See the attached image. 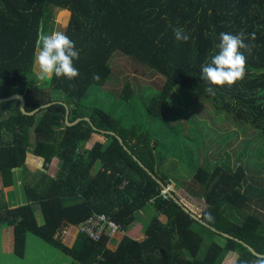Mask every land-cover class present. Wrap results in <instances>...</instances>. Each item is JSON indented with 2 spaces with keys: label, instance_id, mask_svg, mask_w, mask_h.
<instances>
[{
  "label": "trees",
  "instance_id": "obj_1",
  "mask_svg": "<svg viewBox=\"0 0 264 264\" xmlns=\"http://www.w3.org/2000/svg\"><path fill=\"white\" fill-rule=\"evenodd\" d=\"M63 10L70 15L65 34L80 52L74 61L79 76L53 77L35 85L37 35L51 31L57 12ZM174 27H183L190 39L177 41ZM241 31L256 34L255 41H246L254 47L250 55L245 53V75L211 96L200 80L201 65L221 32ZM119 54L144 63L164 79L149 99L147 114L163 122L180 117L176 91L182 88L226 108L235 123L241 119L260 128L258 138L264 135V0H0V98L23 94L27 111L54 102L34 115L22 112L19 99L0 103V232L13 228L14 253L21 258L34 235L70 256L73 264H222L229 252L239 255L235 264H253L258 256L248 247L203 225L171 196L165 197L163 187L134 159L130 152L167 185L173 182L168 173H160L168 156L151 127L138 120L127 125L88 103L93 88L112 80V63ZM53 90L61 92L63 100L55 99ZM131 95L127 83L121 99L128 101ZM59 101L69 105L71 122L90 117L99 129L85 119L68 125L67 108ZM102 130L119 134L130 151L116 135ZM55 160L60 167L51 175ZM32 166L39 175L34 184L27 178ZM211 166L199 162L193 176L195 195L206 205L199 216L264 254V220L249 214L238 223L228 215V209L249 204L247 164ZM184 184L179 180L181 190L175 194L189 207L183 201L188 192H181ZM260 190L264 196V181ZM151 207L156 214L148 221ZM146 210V216L141 215ZM94 214H107L123 227L118 243L117 234L94 240L78 231ZM66 225L77 233L71 246L59 237Z\"/></svg>",
  "mask_w": 264,
  "mask_h": 264
},
{
  "label": "rangeland",
  "instance_id": "obj_2",
  "mask_svg": "<svg viewBox=\"0 0 264 264\" xmlns=\"http://www.w3.org/2000/svg\"><path fill=\"white\" fill-rule=\"evenodd\" d=\"M69 20V12L58 11L55 21L52 23L53 28L48 33L52 31L66 33ZM112 65L114 71L112 80L104 87L93 88L87 97L88 103L92 106H101L113 116L122 118L127 125L131 121L138 120L143 122V125L152 128L155 136L159 139L161 150L168 156L160 168V173H168L169 178L173 181L170 185L173 190H181L174 183L177 184L179 180L185 182L181 192H188V194L183 198V201L198 215L206 206L205 200L195 195L198 191L193 190L198 186L193 176L199 162L210 165V167L213 164H228V161L234 167H237L239 163H245L249 175L248 182L244 183V187L251 191L250 201L244 209H228V215L238 223H242L249 214H255L264 220L262 202L264 196L260 193V187H263L264 181V135L258 138L261 129L257 127L256 130L246 126L245 121L241 119L235 123L233 114L227 112L226 108L220 109L211 102L212 100L194 97L188 90L183 91L182 88L176 91V96L181 97L177 110L180 117L163 122L146 112V106L152 94L160 90L163 84V77L144 63L123 54L116 55ZM50 80L38 79L36 72L34 84L45 85ZM127 83L130 84L132 95L128 101H123L121 94ZM52 93L55 99L63 100L61 92L53 90ZM98 138L104 140L100 135ZM154 143L155 140L152 141V144ZM59 167V162L51 164L50 174L55 175ZM98 168L99 165L94 170ZM37 171L38 168L32 166L27 174V178L31 179V184H34L33 182L39 178V175L38 177L35 175ZM19 198L22 199L21 196ZM140 213L142 215L144 211ZM145 213L148 212L145 211ZM155 214L156 208L151 207L150 213L147 215L148 221ZM38 215L42 221L39 212ZM10 233H13L12 227H3L0 232L1 264H73L74 262L70 256L34 235L30 237L26 256L18 257L14 253V243L12 242L11 247L7 245ZM76 236V230H73L70 225H66L59 234L60 239L70 246L74 243ZM122 237L123 233H118L114 241L118 238L116 240L118 243ZM217 239L224 242V239ZM114 245L115 243L112 244V247ZM206 246L207 243H205L203 251L207 248ZM238 256L237 253L229 252L222 264H235Z\"/></svg>",
  "mask_w": 264,
  "mask_h": 264
},
{
  "label": "clouds",
  "instance_id": "obj_3",
  "mask_svg": "<svg viewBox=\"0 0 264 264\" xmlns=\"http://www.w3.org/2000/svg\"><path fill=\"white\" fill-rule=\"evenodd\" d=\"M172 31L177 41L187 42L190 39L189 33L183 27H174ZM249 39L255 41V32L247 35L244 31L238 34L227 32L219 34V42L215 45L214 51L200 68V80L205 83L204 91L207 94L214 96L218 88L232 86L243 78L247 61L245 53L250 55L254 47V44L246 42ZM79 58L80 52L75 42L64 32L38 33L33 55V65L38 79L56 77L74 80L79 76L74 61ZM93 79L99 81V74L94 73ZM164 192L167 193L165 190ZM173 192L175 193V190ZM253 264H264V257H258Z\"/></svg>",
  "mask_w": 264,
  "mask_h": 264
},
{
  "label": "water",
  "instance_id": "obj_4",
  "mask_svg": "<svg viewBox=\"0 0 264 264\" xmlns=\"http://www.w3.org/2000/svg\"><path fill=\"white\" fill-rule=\"evenodd\" d=\"M15 99H19L21 101V105H20V108L22 110L23 113L25 114H28V115H34L36 114L38 111H40V109L42 108H46L48 106H50L52 103L54 102H51V103H47L45 105H42L41 107L39 108H36L32 111H27L26 110V98L23 94H20V93H16V94H13L11 96H8V97H2L0 98V103L1 102H7V101H11V100H15ZM57 102V101H56ZM60 103L64 104L67 108V116H66V121H67V124L68 125H74L76 123H78L79 121L85 119L89 122H91V124L93 125V127L95 129H99L98 127H96L91 118L90 117H84V118H78L76 121L74 122H71L69 120V117H70V107L69 105L64 102V101H59ZM104 132H107V133H111L113 135H116L117 138L120 140V142L124 145V147L128 150L129 148L124 144V140L123 138L117 134L116 132L114 131H107V130H102ZM134 159L136 161H138V163L163 187V189L165 191H167V193L179 204L182 206V208L187 212L189 213L194 219H196L197 221H199L200 223H202L203 225L211 228L213 231L217 232V233H220L221 235H223L224 237H227V238H230V239H235L236 241L242 243L243 245H245L246 247L249 248L250 251H252L253 254H255L256 256L258 257H264V254H261L259 253L252 245H250L248 242H246L245 240H242L230 233H227L225 231H222V230H219L218 228H216L215 226L211 225L210 223H208L207 221H205L202 217H200L197 213H195L194 211H192L189 207H187L178 197L177 195L173 192L172 188L170 187V185H167L158 175H156L137 155L133 154L132 152H130Z\"/></svg>",
  "mask_w": 264,
  "mask_h": 264
},
{
  "label": "built area",
  "instance_id": "obj_5",
  "mask_svg": "<svg viewBox=\"0 0 264 264\" xmlns=\"http://www.w3.org/2000/svg\"><path fill=\"white\" fill-rule=\"evenodd\" d=\"M164 195L168 197L166 192ZM77 228L79 232L85 233L94 240H99L105 234L113 237L123 231V227L107 214H94L79 224Z\"/></svg>",
  "mask_w": 264,
  "mask_h": 264
},
{
  "label": "crops",
  "instance_id": "obj_6",
  "mask_svg": "<svg viewBox=\"0 0 264 264\" xmlns=\"http://www.w3.org/2000/svg\"><path fill=\"white\" fill-rule=\"evenodd\" d=\"M55 162L57 163L58 161L55 160L54 163H55ZM54 172H55V171H54ZM20 182H21V180H20ZM174 185H176V183H174ZM175 191H176V190H175ZM184 197H185V196H184ZM141 212H142V211H141ZM146 212H147V210H146ZM146 214H147V213L144 212V214H142V215H145V216H146ZM13 234H14V233H10V234H9V235H10V236H9V240H7V245H8V247H11V246H12V242L14 243V235H13ZM115 237H116V236H115ZM112 244H113V240H111L110 243H109V247L113 249V248L115 247V245L112 247ZM10 249H11V248H10Z\"/></svg>",
  "mask_w": 264,
  "mask_h": 264
}]
</instances>
